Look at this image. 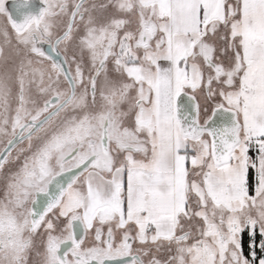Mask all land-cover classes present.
<instances>
[{
    "label": "snow or ice",
    "instance_id": "snow-or-ice-1",
    "mask_svg": "<svg viewBox=\"0 0 264 264\" xmlns=\"http://www.w3.org/2000/svg\"><path fill=\"white\" fill-rule=\"evenodd\" d=\"M0 264H264V0H0Z\"/></svg>",
    "mask_w": 264,
    "mask_h": 264
}]
</instances>
